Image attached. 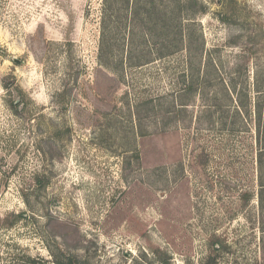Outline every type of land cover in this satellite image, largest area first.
Instances as JSON below:
<instances>
[{
    "label": "rangeland",
    "instance_id": "rangeland-1",
    "mask_svg": "<svg viewBox=\"0 0 264 264\" xmlns=\"http://www.w3.org/2000/svg\"><path fill=\"white\" fill-rule=\"evenodd\" d=\"M140 1L0 0V264H264V0Z\"/></svg>",
    "mask_w": 264,
    "mask_h": 264
},
{
    "label": "trees",
    "instance_id": "trees-1",
    "mask_svg": "<svg viewBox=\"0 0 264 264\" xmlns=\"http://www.w3.org/2000/svg\"><path fill=\"white\" fill-rule=\"evenodd\" d=\"M114 1L116 0H105V7H104V11H105V17L103 20L104 23V33H105V29L107 28V15L113 11V13L115 12L116 14H118L119 11L123 9L125 10H134V20H136L138 13L143 11L145 13H148L149 10H151L150 5H152V7L154 8L155 3L154 2H150V3H145L142 4L141 1L139 0H122L121 2L118 1V5L117 7H115L116 5L113 4ZM185 0H176V4H177V10H178V15H180V13L184 14V10L186 9V3L184 2ZM115 7V8H114ZM112 13V14H113ZM148 20L147 16L144 19ZM177 30L179 29V33L182 32V28H180L179 26H177L176 28ZM181 39L178 38L177 43L174 45L175 50L174 52L180 51L184 48V46H186L185 41L182 39V36L180 37ZM105 43V41H104ZM147 45V44H146ZM148 60H144V59H139L138 62H132V65H143L148 63ZM258 112H259V116L262 117V115L264 114V106H258L257 108ZM259 139L258 141L260 142L259 145L261 146L259 153H258V158H257V162H258V183H259V203H260V207L262 208V211H264V121L262 122V125L260 124L259 128ZM243 197L247 200L250 197V193H244Z\"/></svg>",
    "mask_w": 264,
    "mask_h": 264
}]
</instances>
